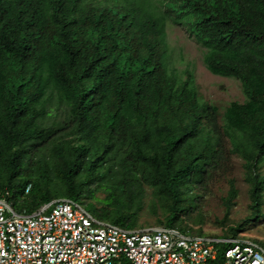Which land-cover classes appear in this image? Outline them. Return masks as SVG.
Returning <instances> with one entry per match:
<instances>
[{
	"label": "trees",
	"instance_id": "1",
	"mask_svg": "<svg viewBox=\"0 0 264 264\" xmlns=\"http://www.w3.org/2000/svg\"><path fill=\"white\" fill-rule=\"evenodd\" d=\"M82 1L0 0V195L18 213L70 199L133 229L149 187L164 226L208 234L184 217L209 170L225 163L228 143L250 169L257 218L264 0H107L103 20ZM168 22L186 28L211 74L240 83L243 102L219 114L192 72L170 70ZM238 227L218 237L238 238Z\"/></svg>",
	"mask_w": 264,
	"mask_h": 264
},
{
	"label": "built area",
	"instance_id": "2",
	"mask_svg": "<svg viewBox=\"0 0 264 264\" xmlns=\"http://www.w3.org/2000/svg\"><path fill=\"white\" fill-rule=\"evenodd\" d=\"M7 195H0V264H264V248L252 239L126 229L66 198L18 213Z\"/></svg>",
	"mask_w": 264,
	"mask_h": 264
},
{
	"label": "rangeland",
	"instance_id": "3",
	"mask_svg": "<svg viewBox=\"0 0 264 264\" xmlns=\"http://www.w3.org/2000/svg\"><path fill=\"white\" fill-rule=\"evenodd\" d=\"M167 42L171 51L170 70H175L182 78L186 77V70L192 72L200 97L215 105L219 114H222L230 102L245 100L237 80L213 75L205 68L202 48L188 34L186 28L170 23L167 28ZM224 147L225 163L222 162L220 168L209 170V175L198 191L200 198L196 210L191 216L184 217V224L194 231L200 229L217 236L231 233V228L239 226V238L253 239L264 244V189L261 193L259 216L254 219L256 213L252 208L251 184L246 181L250 169L241 158L229 152L231 147L228 143ZM260 172L264 174V159L260 164ZM230 191L233 192L232 197ZM97 196L103 198L101 194ZM87 202L100 205L95 199H87L83 204ZM164 219V211L152 195V189L145 187V198L137 212L133 229L164 226Z\"/></svg>",
	"mask_w": 264,
	"mask_h": 264
},
{
	"label": "clouds",
	"instance_id": "4",
	"mask_svg": "<svg viewBox=\"0 0 264 264\" xmlns=\"http://www.w3.org/2000/svg\"><path fill=\"white\" fill-rule=\"evenodd\" d=\"M61 5L63 7H68L70 4H76L77 1L79 0H59ZM110 3V2H109ZM108 3L107 0H98V3L95 6H91L89 4L88 0H84L82 1V6H85L87 8H90L91 10H94V13L99 14V16L97 17H92V19H99V20H103L105 17L109 16L110 13V4ZM112 4V3H111ZM171 22L167 23V27H166V34H167V28L169 26ZM173 24V23H172Z\"/></svg>",
	"mask_w": 264,
	"mask_h": 264
}]
</instances>
